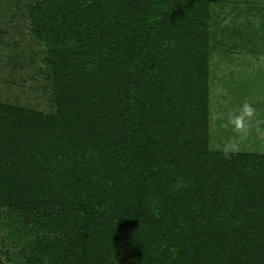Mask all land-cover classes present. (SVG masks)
Segmentation results:
<instances>
[{
    "label": "trees",
    "instance_id": "obj_1",
    "mask_svg": "<svg viewBox=\"0 0 264 264\" xmlns=\"http://www.w3.org/2000/svg\"><path fill=\"white\" fill-rule=\"evenodd\" d=\"M209 2L30 7L53 112L0 102V206L29 264H264V155L208 147Z\"/></svg>",
    "mask_w": 264,
    "mask_h": 264
},
{
    "label": "rangeland",
    "instance_id": "obj_2",
    "mask_svg": "<svg viewBox=\"0 0 264 264\" xmlns=\"http://www.w3.org/2000/svg\"><path fill=\"white\" fill-rule=\"evenodd\" d=\"M36 1L0 0V102L49 114L50 47L32 35L29 20ZM208 25V147L219 151L236 135L221 125L248 101L257 116L239 153L264 155V0H210ZM33 243L30 226L0 206V264H29ZM114 258L109 263L120 264Z\"/></svg>",
    "mask_w": 264,
    "mask_h": 264
},
{
    "label": "clouds",
    "instance_id": "obj_3",
    "mask_svg": "<svg viewBox=\"0 0 264 264\" xmlns=\"http://www.w3.org/2000/svg\"><path fill=\"white\" fill-rule=\"evenodd\" d=\"M257 116L256 108L248 101H245L238 112H231L226 122L222 123L221 127L229 128L236 135L227 140L222 147L217 150L221 151L225 159H231L233 155L241 151L242 143L247 139L251 132L252 122ZM47 264V260H45Z\"/></svg>",
    "mask_w": 264,
    "mask_h": 264
}]
</instances>
